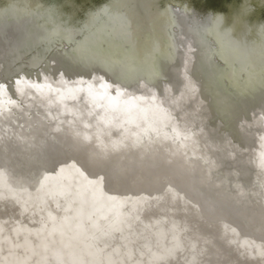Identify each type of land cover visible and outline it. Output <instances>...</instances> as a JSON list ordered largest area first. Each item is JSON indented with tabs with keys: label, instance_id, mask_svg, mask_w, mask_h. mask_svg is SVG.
<instances>
[{
	"label": "bare ground",
	"instance_id": "6f19581e",
	"mask_svg": "<svg viewBox=\"0 0 264 264\" xmlns=\"http://www.w3.org/2000/svg\"><path fill=\"white\" fill-rule=\"evenodd\" d=\"M83 2L0 0V264H264V0Z\"/></svg>",
	"mask_w": 264,
	"mask_h": 264
},
{
	"label": "rangeland",
	"instance_id": "374dc122",
	"mask_svg": "<svg viewBox=\"0 0 264 264\" xmlns=\"http://www.w3.org/2000/svg\"><path fill=\"white\" fill-rule=\"evenodd\" d=\"M78 3L83 4L84 0H76ZM104 0H93L95 4H99ZM181 2H187L191 6H193L195 9L201 12H224L228 10L229 6L232 4H239L240 0H179ZM262 17H264V10L262 11ZM61 71V70H60ZM71 72H68L65 74V76H68L69 78L72 77L73 75L70 74ZM79 74L78 72L76 75ZM216 120H220L219 116L215 117ZM222 129H225L222 127Z\"/></svg>",
	"mask_w": 264,
	"mask_h": 264
},
{
	"label": "clouds",
	"instance_id": "9594fccd",
	"mask_svg": "<svg viewBox=\"0 0 264 264\" xmlns=\"http://www.w3.org/2000/svg\"><path fill=\"white\" fill-rule=\"evenodd\" d=\"M217 16H219L220 17V19L222 20V15H220V14H216Z\"/></svg>",
	"mask_w": 264,
	"mask_h": 264
}]
</instances>
